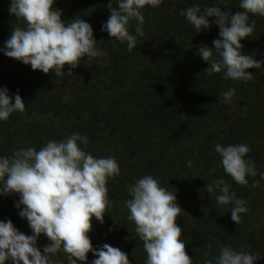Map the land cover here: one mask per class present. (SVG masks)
Instances as JSON below:
<instances>
[{
    "label": "trees",
    "instance_id": "trees-1",
    "mask_svg": "<svg viewBox=\"0 0 264 264\" xmlns=\"http://www.w3.org/2000/svg\"><path fill=\"white\" fill-rule=\"evenodd\" d=\"M241 0H162L157 8L146 6L143 37L131 52L127 44L110 41L102 26L110 17L109 0H56L65 23L81 17L92 26L102 55L84 57L80 66L67 75L44 74L30 65L8 58L0 51V88H7L14 103L19 94L25 102L24 113L15 112L0 121V156L35 148L49 140L60 142L74 133L86 136L82 150L94 158H115L120 174L106 187L111 207L104 223L92 219L89 233L93 248L109 244L126 253L130 264H145L147 254L128 219V186L151 175L160 186L176 193L184 212L177 218L182 229L186 253L192 264H216L220 246L259 253L264 264V67L249 69L254 79L248 82L225 79L224 73L205 71L208 63L198 55V47L214 48L219 38L215 17L210 29L199 33L180 12L187 7L219 6L234 15ZM11 0H0V50L13 27H24L9 13ZM115 7L116 4L113 3ZM255 21L251 37L241 40L242 54L264 61V17L250 15ZM137 22L130 21L129 32L136 35ZM219 59L218 56H213ZM234 89L231 103H222V93ZM245 144L246 160L254 162L257 175L246 176L248 184L238 185L223 169L215 146ZM192 162V168L188 162ZM215 169V171H213ZM224 179L238 199L249 209L238 224L231 219L233 205H218L221 193L207 192V184ZM253 180L259 187L253 188ZM19 196H0V221L11 220L26 235L32 231L15 207ZM50 241L41 235L37 247ZM211 245V247H209ZM205 253H210L206 256ZM90 252L87 264L95 259ZM55 264H68L65 254L52 257ZM6 264L10 262L6 261ZM79 264V262H78Z\"/></svg>",
    "mask_w": 264,
    "mask_h": 264
},
{
    "label": "clouds",
    "instance_id": "clouds-1",
    "mask_svg": "<svg viewBox=\"0 0 264 264\" xmlns=\"http://www.w3.org/2000/svg\"><path fill=\"white\" fill-rule=\"evenodd\" d=\"M56 0H11L9 13L22 21L24 27H13L5 41L3 54L8 58L30 65L33 71L56 76L67 75L80 66L84 57L89 59L102 55L94 39L92 26L81 17L65 23L62 12L55 7ZM113 3L116 6H113ZM162 0H109L110 17L102 30L110 41L127 44L131 52L137 47V37H143L146 6L157 8ZM240 9L234 15L219 6L187 7L180 12L199 33L210 29L209 18L219 28V38L214 48L198 47V55L208 63L209 75L224 73L225 79L248 82L254 79L249 69H261L264 61L253 55L242 54L241 40L251 37L255 21L249 23L250 15L264 17V0H241ZM137 22L136 35L130 34V21ZM214 53L219 59H214ZM234 89L222 93V103H231ZM25 102L19 94L14 103L8 89L0 88V121H6L15 112L24 113ZM88 143L86 136L74 133L66 140H49L37 151L27 148L16 151L11 157L0 156V196L17 194L15 207L19 216L28 222L32 235L16 229L11 220L0 221V264H55L52 257L65 254L68 264H87L88 254L96 257L92 264H130L126 253L109 244L93 248L89 233L92 219L104 223V216L111 201L108 198V181L120 174L115 158H94L79 146ZM250 149L245 144L215 146L221 157L224 171L240 186L248 184L246 176L255 177L254 162L245 157ZM192 162L188 167L192 168ZM215 171V169H213ZM264 179V173H260ZM252 187H259L253 180ZM206 190L218 191V205H233L231 219L238 224L241 214L248 212L246 202L238 199L224 179L207 184ZM131 199L126 207L128 219L135 224V232L143 242L147 254L145 264H192L182 239V229L177 218L184 212L178 205L176 193L160 186L151 175H145L128 186ZM44 235L50 243L43 254L37 241ZM211 247V245H209ZM206 256L210 253H205ZM261 259L259 253L233 250L220 246L216 264H254ZM205 264H213L206 259Z\"/></svg>",
    "mask_w": 264,
    "mask_h": 264
}]
</instances>
